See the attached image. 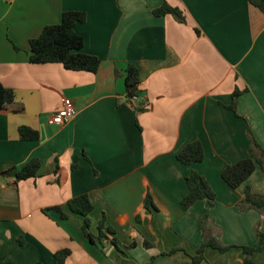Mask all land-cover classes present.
Wrapping results in <instances>:
<instances>
[{"label": "crops", "instance_id": "obj_1", "mask_svg": "<svg viewBox=\"0 0 264 264\" xmlns=\"http://www.w3.org/2000/svg\"><path fill=\"white\" fill-rule=\"evenodd\" d=\"M164 2L182 21L153 15ZM67 11L86 14L75 32L83 52L100 60L94 74L29 63V41ZM130 64L140 74L132 104L124 82ZM0 83L23 107L0 111L1 264H54L62 250L65 264H193L204 215L223 245H259L264 212H241L237 203L246 187L264 194V174L257 166L236 190L221 177L225 166L251 157L247 125L264 150V14L247 0H0ZM235 90L241 117L227 108ZM63 98L76 115L53 125ZM21 126L38 139L20 140ZM195 140L204 159L184 165L176 153ZM31 159L40 163L35 178L7 174ZM191 172L215 192L211 206L181 205ZM82 194L94 206L90 232L98 235L104 216L114 233L102 246L84 237L82 218L67 209ZM147 195L154 209L144 207ZM173 249L182 251L166 255ZM252 260L264 264V250ZM199 264H244L243 254L207 248Z\"/></svg>", "mask_w": 264, "mask_h": 264}, {"label": "trees", "instance_id": "obj_2", "mask_svg": "<svg viewBox=\"0 0 264 264\" xmlns=\"http://www.w3.org/2000/svg\"><path fill=\"white\" fill-rule=\"evenodd\" d=\"M249 4L257 8L264 14V0H247ZM171 14L178 21H182V15L179 9L174 8L164 2L159 8L153 10V15L161 17ZM86 21L84 12L67 11L62 13L61 20L58 24L46 26L40 35L29 41L30 54L29 63L31 64H50L58 63L64 69L69 71H83L88 73H96L100 66V60L93 55H88L83 52L84 41L83 37L75 32L77 24H83ZM125 89L126 97L129 103L139 101L138 85L140 82L139 69L136 65H128L125 71ZM242 94L241 91L235 90L232 94V101L227 107L237 117H241L236 110L237 99ZM138 99V100H137ZM11 110L12 113H21L23 107L15 101V92L12 89L5 88L0 83V111ZM20 140L35 141L38 139V132L27 127L21 126L18 129ZM246 134L250 141L251 157L241 159L232 165H227L222 170L221 177L225 183L233 190L241 187L249 177L254 173L258 166L264 174V150L254 138L250 127L247 125ZM176 159L184 165H193L202 162L204 159L203 146L200 141L195 140L186 144L176 153ZM40 163L37 159H31L20 170L11 169L7 174L12 175L16 182L33 179L38 175ZM185 183L187 186V195L182 199L181 205L185 210H188L196 201L207 200L211 206L215 200V192L211 189L204 177L197 172H191L186 177ZM146 209H154V204L150 195H147L144 200ZM237 207L241 212L248 210H256L260 213L264 212V194H255L249 187L245 189L244 198L237 203ZM69 213L78 215L82 218V232L84 237L96 246H102V242L108 239V236H113V231L105 225V218L102 216L98 222V235L94 236L90 232L89 215L94 210V206L86 194L78 195L71 198L67 202ZM59 215L61 220H65L68 214L64 213L61 207L50 209ZM200 229L203 234V242L196 254L190 258L193 264H199L204 260V252L207 248L218 251L221 254L227 253L232 249H239L243 254L244 264H255L252 256L264 250V234L259 232L258 225L255 227V233L259 238L257 247L251 246H236L223 245L220 242V229L215 226L213 220H210L208 215L202 216L200 220ZM114 243V240H112ZM151 244L145 242L146 248L151 247ZM182 249H173L166 255L173 254ZM69 256L68 250L56 252L53 256L54 264H65ZM2 258L0 257V264Z\"/></svg>", "mask_w": 264, "mask_h": 264}, {"label": "built area", "instance_id": "obj_3", "mask_svg": "<svg viewBox=\"0 0 264 264\" xmlns=\"http://www.w3.org/2000/svg\"><path fill=\"white\" fill-rule=\"evenodd\" d=\"M76 115L71 99L63 98L61 107L52 115L50 122L53 125L62 126L72 120Z\"/></svg>", "mask_w": 264, "mask_h": 264}]
</instances>
